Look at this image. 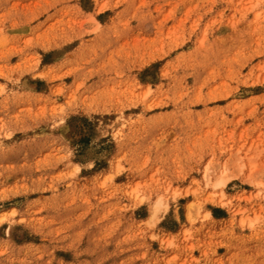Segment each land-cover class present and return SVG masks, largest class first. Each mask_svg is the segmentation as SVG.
<instances>
[{
  "label": "rangeland",
  "instance_id": "rangeland-1",
  "mask_svg": "<svg viewBox=\"0 0 264 264\" xmlns=\"http://www.w3.org/2000/svg\"><path fill=\"white\" fill-rule=\"evenodd\" d=\"M0 264H264V0H0Z\"/></svg>",
  "mask_w": 264,
  "mask_h": 264
},
{
  "label": "bare ground",
  "instance_id": "bare-ground-1",
  "mask_svg": "<svg viewBox=\"0 0 264 264\" xmlns=\"http://www.w3.org/2000/svg\"><path fill=\"white\" fill-rule=\"evenodd\" d=\"M223 182V181H222ZM160 201V200H159Z\"/></svg>",
  "mask_w": 264,
  "mask_h": 264
}]
</instances>
